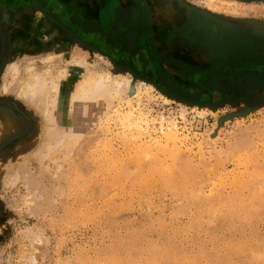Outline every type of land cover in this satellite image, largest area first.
<instances>
[{"label": "rangeland", "instance_id": "1", "mask_svg": "<svg viewBox=\"0 0 264 264\" xmlns=\"http://www.w3.org/2000/svg\"><path fill=\"white\" fill-rule=\"evenodd\" d=\"M121 2L0 0V264H264V200L254 215L247 204L264 188V75L220 70L204 87L214 77L229 99L188 104L159 88L143 46L147 32L172 79L203 93L195 65L210 71L249 40L246 54H264V0ZM106 5L125 21L108 25ZM130 5L133 22L147 12V31L126 21ZM70 23L103 32L114 52ZM95 74L133 86L74 109Z\"/></svg>", "mask_w": 264, "mask_h": 264}, {"label": "flooded vegetation", "instance_id": "2", "mask_svg": "<svg viewBox=\"0 0 264 264\" xmlns=\"http://www.w3.org/2000/svg\"><path fill=\"white\" fill-rule=\"evenodd\" d=\"M111 0H104V3L108 2V5H112V4H115V8H118L120 5H124L121 1L122 0H115L114 3H110ZM138 2H134L135 4H137L138 6L140 5V1L141 0H136ZM57 4V5H55ZM55 4H52L53 5V8H54V11H57L58 12V15L60 14H63L62 12V9L59 10L58 8V3H55ZM104 6V9L102 11V15H103V19L105 20V22L109 24L113 23V24H117L118 21L119 22H122V21H125L124 18H119L118 20L115 19V17L112 15H110V13L108 14H105L104 11H105V8L108 6ZM133 5H130L128 8L126 6H122L125 10H127L128 14H129V19L126 20L127 22L129 21V24H135L134 26H136V24H143L144 27L146 28V31H147V26L149 25V21H148V14L147 12H142L141 11V15L139 16V19L135 20V22H133V15L136 13L135 11V7ZM140 13V12H139ZM137 21V22H136ZM72 29L74 32H76L79 36L87 39V40H90L94 43H98L101 45V47H103L104 49H107L109 51H112V48L110 47V45L108 46L106 43H105V34L99 30H94V31H87V32H84L82 31L81 29H77L76 27H74L71 23H70ZM118 30V29H116ZM201 32H199L197 30V35H199ZM222 34H226V33H222ZM221 35V34H220ZM214 36H216V39L217 40H214ZM144 37L146 38L143 43L145 42V44L143 45L144 48H145V52H146V62L148 64V67L149 69H151V72L153 74V76L155 78H157L158 80H160L161 82H164V83H171L173 85H175L177 88L179 89H182V90H197V86L196 87H193V83H184L182 81H180L179 79H172L174 78L173 77V74H171L169 71H167L166 69L163 68L162 64L160 63V58L157 57V55L155 54V52L153 51L152 49V43H151V36L150 34L146 32V34L144 35ZM194 38H198L197 36H194ZM202 40L201 41H205V42H208V43H221V40H222V35L220 38L217 37V35H213L212 33H204L202 35ZM226 38V36H225ZM198 40V39H197ZM249 43H251V41H247V43L243 46H237V48H239L236 53L234 54H230V58L229 60H227L226 62L220 64V65H217L215 66L214 68H212L210 71H207V66H204L202 67L201 65H195V67L197 68L196 69V72H195V75L192 77L194 78L195 76L199 75L201 81H202V85L200 86V92H203L204 91V83L206 81V79L213 73L215 72H218L220 70H224V72L226 73L228 70H231V71H234L235 73H238V72H246V71H256L258 73H261L264 75V59H262L260 57V55H251V54H246L245 53V48L247 45H249ZM247 53H249L248 51H246ZM124 53V52H123ZM125 56V54H123ZM123 56V57H124ZM233 56V57H232ZM125 58V57H124ZM231 58H235L237 60V62H232L231 61ZM259 70V71H258Z\"/></svg>", "mask_w": 264, "mask_h": 264}, {"label": "bare ground", "instance_id": "3", "mask_svg": "<svg viewBox=\"0 0 264 264\" xmlns=\"http://www.w3.org/2000/svg\"><path fill=\"white\" fill-rule=\"evenodd\" d=\"M244 23H247L249 24V22H244ZM262 24V23H261ZM264 25V24H263ZM257 28V27H256ZM260 28V27H259ZM16 70V67L14 68ZM14 70V71H15ZM60 74V73H59ZM64 74V73H63ZM62 75V74H61ZM61 75H58L57 78H53L50 82V84H48V90L50 91L49 93V96H48V99L46 101H48L47 104H45V114H46V117L49 118V120L52 118V112L54 110V107L56 105V94H57V91H58V88H59V83H60V79H61ZM61 76V77H59ZM214 78V77H213ZM209 81L208 83L211 84L214 82V80ZM42 79V78H41ZM38 76H34L33 77V81L32 83L29 85L28 84V92L32 93V94H36L37 93V90L39 91H42L43 89L45 90V83L43 82V80H41ZM259 79V78H258ZM257 80V79H256ZM264 81V80H263ZM133 84V83H132ZM171 84V83H169ZM144 85V83L142 84ZM133 86V85H132ZM131 86V78L123 75L122 76V79L121 80H110V78L107 76V75H104V74H95V75H89L87 76L86 78H84L80 83L79 85L77 86V89L74 91V93H72V96H71V105L72 107H74V109L80 107L81 105H84L85 103L87 102H90V101H98V100H102L103 102H106L107 99H117V98H121L120 96H122L123 94L129 92L132 88ZM147 89V88H146ZM114 90L115 93L113 94V96H110L108 97V93H110V91ZM141 90V89H140ZM132 92V91H131ZM166 94V93H165ZM137 95V92L136 93H132V96H136ZM168 95V94H167ZM205 96L206 98H208L209 100L213 99L215 100L217 97H216V94L214 92H212V89L211 87H209L208 85V89L207 91L205 92ZM170 98H173V99H178L176 97H173V96H169ZM131 98V97H130ZM129 98V99H130ZM179 101H182L180 99H178ZM171 101V100H169ZM121 102V101H120ZM188 104H195V105H199V104H196V103H188ZM200 106V105H199ZM102 115V114H101ZM54 116V115H53ZM111 119V118H110ZM132 120V118H131ZM128 121V120H127ZM130 121V120H129ZM51 123V121H49ZM53 123V122H52ZM89 124V123H88ZM55 130L56 128L53 127ZM59 128V127H58ZM80 129L78 128L77 131H79ZM58 131V129H57ZM76 131V132H77ZM69 133V132H68ZM81 133V132H80ZM67 134V133H66ZM76 135L78 133H75ZM57 135V132L54 136ZM70 135V134H68ZM64 136V135H63ZM67 136V135H66ZM60 136H58L59 138ZM70 137V136H69ZM73 136L71 135V138ZM62 138V137H61ZM66 138V137H65ZM60 139V138H59ZM64 139V137H63ZM70 140V139H69ZM67 145V144H66ZM192 174V173H191ZM256 179V178H255ZM252 180V179H251ZM257 180V179H256ZM253 181V180H252ZM254 185V184H253ZM251 186V185H249ZM263 193H264V188H259V191L258 193L255 195V198H251L250 201H248V205L251 206V209L252 210H249L248 213H250L251 215H254V211L256 210L255 207H258L260 202L264 200V196H263ZM224 196V195H223ZM198 197V196H197ZM220 197V196H219ZM209 198V197H208ZM231 198V197H228V199ZM215 199V198H214ZM227 199V200H228ZM219 200V199H218ZM223 200V198H222ZM226 200V199H225ZM231 202V201H230ZM219 202H215V200L212 201V204L215 205ZM240 203V202H239ZM219 205V204H218ZM221 205V203H220ZM224 205V203H223ZM221 206L224 208V206ZM242 206V205H240ZM218 208V209H221ZM227 207V205H226ZM232 207V206H230ZM234 207V206H233ZM233 207H232V210H233ZM260 207V206H259ZM234 208H237V207H234ZM239 208V207H238ZM210 209V208H209ZM227 209V208H226ZM225 209V210H226ZM228 209H229V206H228ZM240 209V208H239ZM213 210V209H212ZM211 210V211H212ZM216 210V209H215ZM230 210V209H229ZM235 210V209H234ZM221 211V210H220ZM219 211V212H220ZM240 211V210H238ZM257 211H258V208H257ZM260 211V210H259ZM218 213V212H217ZM224 213V212H223ZM226 213V212H225ZM228 213V212H227ZM243 213V212H242ZM241 213V214H242ZM245 213V212H244ZM259 213V212H258ZM234 214V213H233ZM246 214V213H245ZM220 215H222L220 213ZM225 215V214H224ZM227 215V214H226ZM230 216V215H229ZM239 216V215H238ZM234 217V215L232 216ZM242 217V215H241ZM247 218V217H246ZM250 218V216H249ZM239 219V218H238ZM243 229V228H242ZM184 262H186L184 260ZM188 263V262H187Z\"/></svg>", "mask_w": 264, "mask_h": 264}, {"label": "water", "instance_id": "4", "mask_svg": "<svg viewBox=\"0 0 264 264\" xmlns=\"http://www.w3.org/2000/svg\"><path fill=\"white\" fill-rule=\"evenodd\" d=\"M207 18V16L205 17ZM216 23L218 24H222L218 21H215ZM225 25V24H224ZM227 27L230 28L229 25H225ZM232 29V28H231ZM258 37H261L263 34L262 33H258V32H254ZM261 34V35H260ZM260 35V36H259ZM205 42V41H204ZM209 45H222L224 43V41L222 43H208V42H205ZM212 47V46H211ZM259 71V70H258ZM154 77V76H153ZM213 78V77H212ZM211 78V79H212ZM211 79L209 81H211ZM155 80L157 81L159 88H161V90L168 94L169 96H173V97H176L180 100H182L183 102H186V103H189V101H194V102H202L203 100L202 99H205L204 101H208L209 103H216L214 101H217V100H227L229 99V97L231 96L230 93L228 91H221L220 93H217L214 89V85L213 84H209V83H205V87H204V92L203 93H198L196 91H193V90H182V89H179L177 88L175 85L173 84H169V83H164V82H161L160 80H158L157 78H155ZM208 81V82H209ZM208 85L209 87H211L212 89V92H214L216 94V99L213 100H209L208 98H206L205 96V92L207 91L208 89ZM220 103V102H218ZM197 104V103H196ZM215 105V104H214Z\"/></svg>", "mask_w": 264, "mask_h": 264}, {"label": "crops", "instance_id": "5", "mask_svg": "<svg viewBox=\"0 0 264 264\" xmlns=\"http://www.w3.org/2000/svg\"><path fill=\"white\" fill-rule=\"evenodd\" d=\"M261 35V34H260ZM259 35V36H260ZM264 35V34H263ZM262 38H264L263 36H262ZM237 48V47H236ZM233 57V56H232ZM260 57L262 58V59H264V54H262V55H260ZM231 61L234 63V62H237V60L235 59V58H231ZM197 69V68H196ZM219 72V71H218ZM218 72H215V73H213L214 75H217L218 74ZM197 73V72H196Z\"/></svg>", "mask_w": 264, "mask_h": 264}, {"label": "trees", "instance_id": "6", "mask_svg": "<svg viewBox=\"0 0 264 264\" xmlns=\"http://www.w3.org/2000/svg\"><path fill=\"white\" fill-rule=\"evenodd\" d=\"M1 239V238H0Z\"/></svg>", "mask_w": 264, "mask_h": 264}]
</instances>
